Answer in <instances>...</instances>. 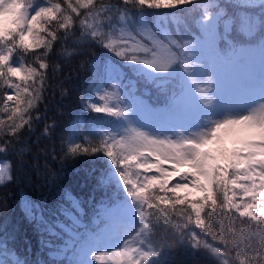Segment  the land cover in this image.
Masks as SVG:
<instances>
[{
	"label": "snow or ice",
	"instance_id": "6c2138e0",
	"mask_svg": "<svg viewBox=\"0 0 264 264\" xmlns=\"http://www.w3.org/2000/svg\"><path fill=\"white\" fill-rule=\"evenodd\" d=\"M123 3L159 9L185 5L189 0H123ZM257 3H264V0H246V6ZM81 9L88 11L81 13ZM80 16L84 18L79 19V39L87 41L90 38L100 44L119 57L127 65V71L124 65L110 57H100L94 62L96 78L107 80L112 88L99 99L107 101L114 98L115 103L97 106L89 102L88 107L95 113L117 119L98 125H112V131L100 133L98 143L86 138L84 143L90 147L75 143L67 149V153L73 156L83 153L93 155L97 160L107 157L99 182L112 189L113 194L101 212L104 227L88 230L74 214L83 216L80 201L68 194L67 200L74 212L67 208H62V212L69 224L59 221L51 224L43 217L37 221L41 231L57 239L64 238L62 233L70 237L54 255L63 257L70 251L67 264H93L104 257L109 260L120 258L119 264H158L162 246L158 249L149 236L147 221L154 214L147 212L146 208L158 209L168 223L171 217L167 208L160 207L161 204L171 209L187 204L182 210L176 209L177 215L182 220L186 218L187 222L183 225L179 221L173 222L175 228H186L194 220L195 226L210 235L213 241L226 244L228 241L210 223L218 220L223 232L231 231V244L236 246L237 255H241L239 244L247 243L243 237L248 235L243 228L255 233V226L249 227L247 221L240 218L248 217L264 226V199L261 198L264 194V98L244 111H237V96L225 86L222 72L217 75L213 89L210 72L214 63L206 53L216 47L219 19H214L207 10L199 24L200 35L193 39L202 42L201 53L209 62V72L198 75L189 70L193 47L188 42L178 43L166 30H160L159 34L154 32L142 11L129 16L127 9L97 6L93 0H75L74 3L73 0H57L55 3L51 0H0V87L7 85L13 91V95L3 96L0 102L15 105L0 108V112L7 114V122L0 119V134L7 128L8 135L15 137L30 123L24 116L40 98L41 89L36 87L37 81L43 85V74L31 63L24 68L16 59L20 55L17 50L21 49L27 55L33 49H45L35 57L39 69H45L48 65L41 57L53 48L54 41L61 40L59 30H64V39L68 38L69 30ZM105 21L108 32L104 31ZM155 26L160 29L159 22ZM251 26L246 19L239 22L242 30ZM117 30L120 36L113 39ZM204 67L200 64L201 69ZM22 72L24 76H21ZM128 73L153 84L164 97L163 105H154L146 100L147 90L139 93L138 90L127 89L122 95L123 90L117 82L124 80ZM9 77L25 83L22 86L9 82ZM28 80L33 83L27 84ZM225 136L235 138L237 146L231 150L224 148ZM3 151L0 148V152ZM133 168L142 171L134 172ZM181 168L190 171L182 173ZM4 175L5 172L0 170V179ZM171 177L177 179L169 186ZM154 187L159 191H153ZM185 190L199 192L201 196L193 201L187 194L180 195ZM28 211L31 214V210ZM234 212L238 217L233 215ZM225 217L227 228L224 227ZM236 224L241 225L240 230ZM261 233L264 234V227ZM191 241H195L191 243L192 248L203 247L218 257L226 255L214 245L201 243L195 234L191 235ZM121 244L123 247L119 251H111ZM0 264L5 262L0 260ZM221 264L228 262L222 259ZM249 264H252L250 259Z\"/></svg>",
	"mask_w": 264,
	"mask_h": 264
},
{
	"label": "trees",
	"instance_id": "16d2710c",
	"mask_svg": "<svg viewBox=\"0 0 264 264\" xmlns=\"http://www.w3.org/2000/svg\"><path fill=\"white\" fill-rule=\"evenodd\" d=\"M210 1L213 10L223 6L227 8V12L230 11L228 15L233 19H236L238 14H242L253 22L255 20L252 16H256L261 20L258 27H264V3H257L250 7L246 6V0ZM55 2L57 0H51V3ZM93 4L127 9L130 16L142 11L153 28H157L155 26L157 22L160 25L164 24L161 20L164 16L163 12L169 11L168 8L150 9L147 5L141 6L138 3L125 5L123 0H93ZM189 4L193 3L189 1ZM185 5L181 6L185 7ZM80 11L85 13L88 10ZM194 12L196 17L201 14L196 7ZM83 18L80 16L76 20L73 28L69 30L67 39L63 38L64 30H59L61 40L54 41L53 48L48 50L46 56L41 57L42 61L48 65L45 69H39V65L35 63L36 55L44 53L45 49H33L27 55L23 53V50H17L20 53L16 56L18 61L26 67L31 63L38 72L43 74V85L37 81L36 87L41 89L40 98L24 116V119L29 120L30 123L25 125L15 137L8 135L7 128L0 134V148L4 149L0 152V169L5 172L3 181L0 182V259L5 263L16 258L24 264H67L64 256L57 257L54 254L65 246L70 237L62 233L64 238L57 239L41 231L37 221L43 217L51 224L57 221L69 224L70 221L62 212V208L74 212L67 200L68 194L80 201L83 216L75 212L74 214L81 219L88 230L96 231L103 228L105 224L101 212L109 203L113 190L101 184L99 180L107 157L97 160L93 155L83 153L73 156L67 153V149L75 143L90 147L89 144L84 143L85 139L98 143L100 133L106 130L98 126L106 122V115L95 113L88 107L89 100L94 97L95 85L100 82L94 74V62L100 57H110L121 65H124V62L100 44L91 41L90 38L87 41L79 39V19ZM180 25L178 17H171V31L180 30ZM181 33L184 35L182 40L189 42L190 34ZM197 34L200 33L197 32ZM228 35L230 40L236 41L234 45L241 43L243 46L244 42L239 39L245 36L243 30L239 32L231 30ZM253 48L250 46L249 50L253 51ZM224 50L226 51V48ZM221 54L224 60L226 52ZM124 67L127 71V65ZM8 79L9 82H16L13 77ZM21 83L23 86L25 82ZM26 83L32 84L33 81L28 80ZM117 83L123 90L122 95L127 89L138 90L139 93L147 90L149 94L144 97L146 100L154 105L162 106L164 103V97L159 94L157 88L143 77L128 73L124 80ZM32 90L29 89V91ZM11 91L12 89L7 85L0 87V93L3 94L0 95V101L3 100V96L10 95ZM6 106L8 105L0 102V108ZM0 119L7 122V114L0 112ZM261 198L264 199L262 196ZM160 207L168 209L171 217L168 223L165 222L164 214L158 209L146 208L147 212L154 214L147 221L149 236L158 249L162 246V256L158 264H221L222 259L227 260L228 264H249V259L252 264H264V234L261 233V228L264 226L258 225L256 221H251L248 217L240 218L241 221H247L249 227L255 226V233L249 231L247 227L243 228V232L248 233L243 237L247 243L239 244L242 254L238 256L236 246L231 244V231L223 232L218 220L210 223L215 231L220 232L221 236L228 241L226 244H220L219 240L213 241L210 235L195 226L194 220L186 228L183 226L180 229L175 228L173 222L179 221L181 225L187 222L186 218L182 220L176 213V209L182 210L187 207V204L177 205L176 209L168 208L165 204ZM28 209L31 210V214ZM188 211L190 212L191 209ZM206 211L211 210L206 209ZM233 215L238 217V213L234 212ZM203 216L204 213H202ZM233 223L235 224V221ZM224 227H228L227 217L224 220ZM235 227L238 230L241 229L239 224ZM56 231L59 232L60 229ZM193 234L201 243L214 245L226 255L218 257L203 247L192 248L191 243H195L191 241ZM66 254L69 255L70 251Z\"/></svg>",
	"mask_w": 264,
	"mask_h": 264
},
{
	"label": "rangeland",
	"instance_id": "374dc122",
	"mask_svg": "<svg viewBox=\"0 0 264 264\" xmlns=\"http://www.w3.org/2000/svg\"><path fill=\"white\" fill-rule=\"evenodd\" d=\"M193 4H186L185 7L181 5H175L173 7H169V11L165 10L163 12L164 16L161 18L164 24L160 25V30H166L169 35L172 36L173 39H175L178 43L184 44L185 41L182 40V36H184L181 32L184 33H189L190 35V41L188 42L190 47H193V55L190 58L189 61V70L196 72L198 75L201 72L208 73L209 72V62L208 60L202 55L201 53V47H202V42L199 39H193L194 37H198L200 34H197V32L200 33V27L199 24L201 22V18L205 10H207L210 15L214 19H219V24L217 28V34H216V47H213L210 49L206 55L209 57V59L214 63L211 66V76H212V85L213 89H215V84L217 80V75L222 72L223 74V80L225 83V86L231 89L237 96L238 99V105L236 110L237 111H244L246 110L247 107L251 106L253 103L258 101L261 98H264V88H262V82H264V27H258L260 19L256 16H252V19L257 22H254V25L256 26L253 28L252 26L247 29H243V32L245 36L240 37L239 39L243 41V46H242V54H240V57L237 59V62L235 65L234 63H228L227 58H230L229 55L232 47L234 46L236 41H232L229 39L228 33L231 32V30H242L239 27V22L241 19L247 18V16H242V14H238L236 19H231V17L228 15L227 12L224 14V12H221V10L217 11H210L207 8V5L212 3L210 0H189ZM201 9V15L199 14L196 17V14L194 11H187L186 10L189 7H197ZM163 8V7H162ZM210 9V7H209ZM115 10V7H114ZM130 16V15H129ZM178 17L179 21L181 23L180 27L181 29H176L175 31L170 30L171 26V17L175 18ZM145 18L147 19L146 15ZM194 19V22H193ZM250 20V19H249ZM248 20V21H249ZM105 27L104 31L108 32L109 28L107 26V21L104 22ZM119 25H117L118 29ZM154 32H157L159 34V30L157 28H153ZM120 36L119 31L117 30L114 35L113 39H116L117 37ZM138 39H142L141 37H137ZM238 39V40H239ZM119 42V41H118ZM143 43H148L147 41H143ZM228 42H230L228 44ZM250 46H253V51L249 50ZM226 48V51L224 50ZM221 52L225 53L226 57L225 61L221 59ZM234 53V52H233ZM248 53V54H247ZM246 56H244V55ZM20 62V61H19ZM23 64L22 62H20ZM200 64H204L205 67L203 69L200 68ZM24 66V65H23ZM24 68H27L24 66ZM25 73L22 72L21 76H24ZM16 79L15 83L22 84L21 82H25L21 79H17L16 77H13ZM99 84L95 85L94 88V97L89 100L91 103H96L97 106H103L106 102L109 105H112L115 103L114 98H108L107 101L105 100H100L99 96L103 95L105 91L111 92V84L105 81H100L98 82ZM158 90V89H157ZM156 90V91H157ZM126 94V93H124ZM123 94V95H124ZM10 95H13V91L10 92ZM159 96V95H158ZM162 98V97H161ZM214 100L215 97H212ZM89 104V103H88ZM8 107H14L15 105L12 102H8ZM24 107L25 105H21ZM106 115V114H105ZM117 118L116 117H105L106 121H115ZM107 131H112V125L111 124H106L104 127ZM119 138V137H117ZM222 146L226 148L227 150H231L234 147H236V142L235 138L233 137H228L225 136L223 138V143ZM166 167H169L166 165ZM3 170V169H0ZM133 171H142L140 169H135L133 168ZM190 169L188 168H181L180 172H189ZM153 173H147L146 175H152ZM158 175V174H157ZM134 178V177H133ZM143 177H141L142 179ZM170 179V184L171 186L172 183H175L176 177H171ZM3 179H0V182ZM172 181V182H171ZM121 188H123V184L120 185ZM153 191H159L158 188H153ZM163 195V193H160ZM187 194L190 199L193 201H197L199 197L201 196V193L195 192L193 190H185L184 192H181L180 195H185ZM126 196V194H125ZM262 197H264V194H261ZM130 199V198H128ZM162 205V204H161ZM160 205V206H161ZM134 235V233H133ZM134 246H139V245H134ZM123 245L121 244L119 248H112V252L119 251ZM71 254V252H70ZM70 254H64V258L67 259ZM99 255V253H97ZM120 258H115L109 260L107 257H104L101 261H94L93 264H119ZM18 264H21L18 262Z\"/></svg>",
	"mask_w": 264,
	"mask_h": 264
}]
</instances>
